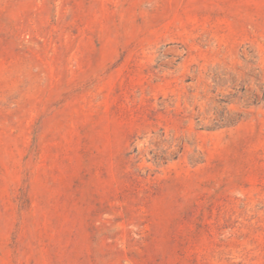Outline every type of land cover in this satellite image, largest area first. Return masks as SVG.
Wrapping results in <instances>:
<instances>
[{
	"label": "rangeland",
	"instance_id": "rangeland-1",
	"mask_svg": "<svg viewBox=\"0 0 264 264\" xmlns=\"http://www.w3.org/2000/svg\"><path fill=\"white\" fill-rule=\"evenodd\" d=\"M0 264H264V0H0Z\"/></svg>",
	"mask_w": 264,
	"mask_h": 264
}]
</instances>
